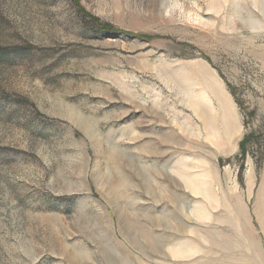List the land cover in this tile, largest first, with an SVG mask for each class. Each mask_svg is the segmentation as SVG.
Returning <instances> with one entry per match:
<instances>
[{
  "label": "rangeland",
  "instance_id": "1",
  "mask_svg": "<svg viewBox=\"0 0 264 264\" xmlns=\"http://www.w3.org/2000/svg\"><path fill=\"white\" fill-rule=\"evenodd\" d=\"M76 3L0 0V264H264V0Z\"/></svg>",
  "mask_w": 264,
  "mask_h": 264
},
{
  "label": "bare ground",
  "instance_id": "2",
  "mask_svg": "<svg viewBox=\"0 0 264 264\" xmlns=\"http://www.w3.org/2000/svg\"><path fill=\"white\" fill-rule=\"evenodd\" d=\"M258 2V1H257ZM237 7H239V6H237ZM237 7H236V9H237ZM251 10V9H250ZM261 10V9H260ZM253 11V10H252ZM263 12V11H262ZM261 13V12H260ZM256 14H257V12H256ZM259 14V13H258ZM254 15V14H253ZM261 16H263V15H261ZM260 18V17H259ZM248 19V18H247ZM250 20H251V18H250ZM249 23H251V22H249ZM254 24V23H253ZM250 25V24H249ZM253 26V25H252ZM226 126V125H225ZM224 126V127H225ZM181 228V227H180ZM149 239V238H148ZM145 247V246H144ZM143 247V248H144ZM149 247V248H148ZM148 249H150V251L149 252H151V251H158L159 252V250L161 249V247H160V245L157 243V241L156 240H154V239H149L148 240ZM144 249H146V248H144ZM186 251V250H185ZM152 253H154V252H152ZM183 252L181 251V254H182ZM75 261H76V259H75Z\"/></svg>",
  "mask_w": 264,
  "mask_h": 264
},
{
  "label": "trees",
  "instance_id": "3",
  "mask_svg": "<svg viewBox=\"0 0 264 264\" xmlns=\"http://www.w3.org/2000/svg\"><path fill=\"white\" fill-rule=\"evenodd\" d=\"M74 2L76 3L77 2V0H74ZM77 4V3H76ZM77 7H78V5H76ZM78 9H79V11H81L84 15H86L85 13H84V11L82 10V9H80V7H78ZM87 16V15H86ZM88 17V16H87ZM91 20H92V18H91ZM93 21H95L94 19H93ZM103 27V29L101 28V32H103V33H106V34H118L117 32L118 31H116V30H112V29H108V28H106V27H104V26H102ZM248 137H244V139H243V141H242V143H241V146H244V145H246V143H247V141H248Z\"/></svg>",
  "mask_w": 264,
  "mask_h": 264
}]
</instances>
